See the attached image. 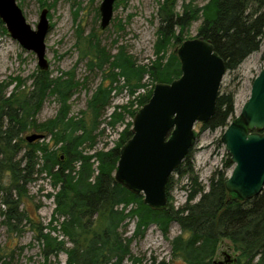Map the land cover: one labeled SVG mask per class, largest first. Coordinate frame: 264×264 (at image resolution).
<instances>
[{
  "label": "trees",
  "instance_id": "16d2710c",
  "mask_svg": "<svg viewBox=\"0 0 264 264\" xmlns=\"http://www.w3.org/2000/svg\"><path fill=\"white\" fill-rule=\"evenodd\" d=\"M157 15L155 59L149 65H138L123 49L112 55L105 53L94 34L82 37L91 47L82 53L88 59L89 71L102 70L106 65L109 73L86 103L80 119L69 115L68 102L76 88L72 76L50 80L47 71H41L33 94L11 93L5 97L0 91V184L4 178L9 180L4 193V215L11 221L21 216L19 203L24 184L15 172L16 149L13 150L19 136L33 128L50 140L41 149V172L57 190L47 232L28 218L45 259L64 253L65 264H122L129 254L130 242L124 241L120 230L134 221L132 241L142 239L151 225L166 236L170 225L177 224L180 234L171 240V253L185 264H212L225 240L238 253L237 264H264V187L257 197L242 201L227 192V177L221 172L207 192H195L197 201L192 202L191 195L180 210L174 211L167 204L164 210L153 211L140 194L131 193L114 175L120 148L132 135L131 121L126 123L119 143L98 154L95 176L90 158L84 156L85 151L93 150L103 133L98 129L100 119L114 96L126 91L132 97L145 89L143 81L147 77L152 88L140 97V108L149 100L154 85L169 84L180 77L177 54H168V48L172 43L181 45L185 41L182 35L193 22L201 21L196 37L211 44L224 61L225 71L236 70L264 43V0H208L201 8L189 4L180 14L175 13L174 0H162ZM0 30L6 32L1 21ZM78 37V43L83 41ZM233 93L218 94L215 113L201 124V131L213 132L228 126L234 113ZM48 95L55 97L58 112L52 119L36 124L34 116ZM125 112L114 111L109 116V127L125 123ZM135 113L129 112V116L133 119ZM191 160L190 151L174 174L192 173ZM231 165L228 160L226 166ZM171 184L169 179L166 194Z\"/></svg>",
  "mask_w": 264,
  "mask_h": 264
},
{
  "label": "rangeland",
  "instance_id": "374dc122",
  "mask_svg": "<svg viewBox=\"0 0 264 264\" xmlns=\"http://www.w3.org/2000/svg\"><path fill=\"white\" fill-rule=\"evenodd\" d=\"M15 1L32 29L36 27L40 12L44 9L48 11L50 31L45 39V59L49 66L47 74L50 80L72 76L76 88L68 102L71 117L80 119L83 116L86 103L97 87L104 83L103 77L109 73L106 65L102 70L94 68L89 71L88 59L82 54L83 50L88 52L91 49L83 39L88 34L96 36L100 48L107 54H116L118 50L123 49L138 65H149L155 59L156 31L159 25L157 14L162 0H116L112 20L103 31L99 28V6L102 0ZM207 1L174 0L175 13L180 14L189 4L201 8ZM200 23L201 21L193 22L184 31L182 38L185 41L196 38ZM78 36L83 37L80 43ZM179 47L180 45L172 43L168 48V54L177 53ZM263 67L264 43L258 52L251 54L236 70L225 72L219 94L234 92V113L228 119V125L238 120L242 106L249 98L252 82ZM40 73L35 55L24 51L7 32L0 30V91L3 95L8 97L11 93L33 94L41 79ZM143 82L146 84L145 89L139 90L132 97L126 91L114 96L111 105L102 115L98 129L103 133L98 136L93 150L84 152V156L90 158L93 176L97 174L98 154L108 152L119 143L126 123L133 121L129 112H137L141 108L138 104L140 97L152 88L147 77ZM58 109L59 104L55 97L48 95L34 116L36 124L52 119ZM114 111L118 113L126 111L123 115L125 123L119 122L112 129L108 123L109 116ZM224 129L213 132L201 131V124H195L193 129L195 142L190 150L192 173L183 176L173 173L169 178L172 184L167 190V204L174 211L183 208L191 195L192 202L197 201L198 197H194L195 192L199 191L198 194L207 192L210 184L219 178L221 172H225L227 178L230 175L233 166H226L229 156L221 143ZM32 135H40L42 139L27 143L26 138ZM19 138L13 151L16 149L15 172L22 179L20 183L24 184L19 203L21 216L11 221L4 215L6 212V206L3 204L4 193L9 182L4 178L0 184V264H65L64 253L45 259L42 245L37 242L36 234L28 220L29 218L37 226H42L44 232H47L46 228L52 222L55 209L54 195L57 190L50 178L41 172V149L49 144L50 140L45 134L36 132L33 128L21 134ZM55 225L56 223H53L52 226ZM133 230L134 221H129L120 230L124 241L130 242L127 245L129 254L122 264H185L171 253V240L180 234L177 224L170 225L166 236L155 225H151L142 239L132 241L130 237ZM225 254L235 258L237 264L238 253L227 240L220 243L211 261H223Z\"/></svg>",
  "mask_w": 264,
  "mask_h": 264
},
{
  "label": "water",
  "instance_id": "95a60500",
  "mask_svg": "<svg viewBox=\"0 0 264 264\" xmlns=\"http://www.w3.org/2000/svg\"><path fill=\"white\" fill-rule=\"evenodd\" d=\"M115 2L102 0L99 6L102 31L112 20ZM47 13L46 9L40 12L32 29L15 0H0V21L6 32L24 51L35 55L40 71L49 67L45 59L50 31ZM176 54L180 77L154 85L149 100L134 115L132 135L120 148L114 173L131 193L142 195L143 203L153 211L166 208V184L193 147L195 124L214 115L226 72L224 61L202 37L184 41ZM40 139L32 135L26 142ZM221 143L233 166L225 189L242 201L257 197L264 187V67L252 82L238 120L224 129ZM235 261L225 254L223 261L212 264Z\"/></svg>",
  "mask_w": 264,
  "mask_h": 264
}]
</instances>
